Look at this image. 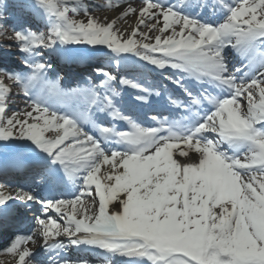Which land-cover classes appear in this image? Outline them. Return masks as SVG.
Returning a JSON list of instances; mask_svg holds the SVG:
<instances>
[{"label": "snow or ice", "instance_id": "obj_1", "mask_svg": "<svg viewBox=\"0 0 264 264\" xmlns=\"http://www.w3.org/2000/svg\"><path fill=\"white\" fill-rule=\"evenodd\" d=\"M106 6L116 19L82 0L20 5L48 30L13 27L21 63L0 66V174L33 168L31 183H0V206L35 229L3 251L36 264L39 238L41 264H89L72 248L103 264H264V0ZM74 45L104 62L65 85L46 57ZM128 93L153 114H126Z\"/></svg>", "mask_w": 264, "mask_h": 264}, {"label": "rangeland", "instance_id": "obj_2", "mask_svg": "<svg viewBox=\"0 0 264 264\" xmlns=\"http://www.w3.org/2000/svg\"><path fill=\"white\" fill-rule=\"evenodd\" d=\"M91 2L86 3V5L93 6L94 5V0H90ZM23 3V0H0V4L6 5L8 7V12L5 15L3 19H0V25H3L2 31L3 35H0V59H5V63L3 61L0 62V66H6L9 68H16L17 65L21 63V53L17 50L15 46L12 48H8L7 45L12 44L13 41L8 39V37L12 36L13 33V27H23V28H31L33 30H36L38 32H47L48 28L47 25L44 24L39 17L34 15L30 10L27 8L20 7L21 3ZM106 5L108 4V0L105 1ZM75 19H83V15H78L74 17ZM28 26V27H26ZM79 49H86L88 46L86 45H78ZM59 55V52L53 53L51 56H47L46 59L48 60H53L55 57ZM101 57L103 58L102 54L99 53V55L95 57ZM99 58V59H101ZM52 62V61H51ZM11 63V64H10ZM54 67L55 64L53 63ZM64 70H59L56 68V73H49V77L52 79H55L56 75H62L64 77V80L61 81L62 84H71L66 83V74L64 73ZM5 83L12 88L14 86V81L11 80H5ZM20 91L19 88L17 89L16 92ZM23 97H14L13 102L10 105L11 109L17 110V109H23L25 104H24V98ZM16 99L17 101H14ZM21 99V101H19ZM23 100V101H22ZM23 102V103H22ZM11 114V113H9Z\"/></svg>", "mask_w": 264, "mask_h": 264}, {"label": "bare ground", "instance_id": "obj_3", "mask_svg": "<svg viewBox=\"0 0 264 264\" xmlns=\"http://www.w3.org/2000/svg\"><path fill=\"white\" fill-rule=\"evenodd\" d=\"M87 1H89V0H82L83 3H86ZM105 1L106 0H95L96 3L93 6L95 8L93 15L97 16L100 19H104L105 17H107L109 20L116 19L117 16L119 15L118 11L116 9L107 7ZM127 2L132 3L133 5H136L139 3V0H127ZM172 2L184 3V2H186V0H172ZM134 23H135L134 19H131V18H125L122 20H117V26L121 27V28H126L128 31H131V28L129 26L134 25ZM154 34H159V33L156 32ZM81 57H82L81 54L75 56V55L70 53L68 59L71 61V63L68 65H65L64 62L68 61V59L64 58L63 55H61L58 57V64L66 67L69 70V77L72 76L73 78H75V76L73 75L75 72L78 75V72H80V71H89L91 66H92V63H98V62H95L91 59H90V62L88 63V62L84 61ZM1 61L5 62L6 59H0V62ZM235 61H238V58ZM57 67H58V65H57ZM11 89L15 93L18 88L15 86H12ZM14 101H17V100L14 99ZM19 101H21V99H19ZM0 153H2V154H0L1 155L0 156V163H3L7 159V152L3 149H0ZM23 154L27 155L29 153L24 152V153H22V155ZM13 171H15V173H17V174L12 173ZM9 172H8V175L13 177V179H15L19 183L21 182L23 184H27V183L31 182L30 174H31L32 170H30L29 167H25L24 169H22L20 171L9 170ZM66 196H68V195H66ZM110 208H111V205H110ZM2 209L3 208H0V210H2ZM20 216H21L20 218H22L23 215L21 214ZM26 221H27V219H24V218H22L19 221L20 223L23 222V224L21 225L22 228L28 227V223ZM0 223H2V226H3V224H5V221L3 219H0ZM20 232H25V231H20ZM39 246H40V244L37 243V245L34 247V249H37V251L40 250ZM73 251L74 250H72L70 257L77 258V257H81V256H83V254H85V253H79V252L73 253ZM89 254L94 255L92 253H89ZM0 260L3 262H6L8 264H16V258L14 256H12L11 254L6 253V252H0Z\"/></svg>", "mask_w": 264, "mask_h": 264}]
</instances>
